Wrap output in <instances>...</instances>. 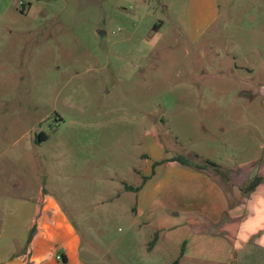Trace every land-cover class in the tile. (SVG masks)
<instances>
[{
	"label": "rangeland",
	"instance_id": "obj_1",
	"mask_svg": "<svg viewBox=\"0 0 264 264\" xmlns=\"http://www.w3.org/2000/svg\"><path fill=\"white\" fill-rule=\"evenodd\" d=\"M198 3L0 0V210L57 197L85 264H175L186 225L229 243L180 264L236 259L203 221L264 175V0Z\"/></svg>",
	"mask_w": 264,
	"mask_h": 264
},
{
	"label": "crops",
	"instance_id": "obj_2",
	"mask_svg": "<svg viewBox=\"0 0 264 264\" xmlns=\"http://www.w3.org/2000/svg\"><path fill=\"white\" fill-rule=\"evenodd\" d=\"M225 1L230 4L234 0ZM198 4L200 19L196 25L203 32L217 20L220 9L216 7L215 0H199ZM257 177L263 181L251 194L243 196L241 189L245 186L240 185L238 192H234L238 204L216 206L214 212L217 216L208 213L203 221L217 223L220 215L229 208L230 213L239 217L230 240L235 245L236 259L235 255L231 257L230 264H264V175L253 179ZM216 195L222 203L223 194L216 190ZM184 228L192 237L182 243V247L186 246L184 253L181 249V261L205 258L203 252L209 241L229 243L219 236L198 234L190 225ZM33 230L34 237L29 244ZM156 248L157 244L152 252ZM82 249L79 229L65 214L61 201L51 194L36 193L16 198L7 201L0 210V264H85L81 259Z\"/></svg>",
	"mask_w": 264,
	"mask_h": 264
},
{
	"label": "trees",
	"instance_id": "obj_3",
	"mask_svg": "<svg viewBox=\"0 0 264 264\" xmlns=\"http://www.w3.org/2000/svg\"><path fill=\"white\" fill-rule=\"evenodd\" d=\"M44 139H46V137ZM171 162H177V163H179L181 165L190 166V162L187 159H185L184 157H181V156L174 157L171 160ZM262 181H263V179L260 178V177H257L255 179H253L250 183H248L247 187L245 186V188L242 189V192L244 194H246V195L251 194L261 184ZM127 188H128V190L133 191V192H139L141 190V188H133L131 186H128ZM33 237H34V230L31 232V235L29 237V244L31 243ZM158 240H159V233H157L155 235L154 240L149 243V248H150L151 251L156 246ZM185 246L186 245L184 244L183 247H182V253H184V251H185Z\"/></svg>",
	"mask_w": 264,
	"mask_h": 264
},
{
	"label": "water",
	"instance_id": "obj_4",
	"mask_svg": "<svg viewBox=\"0 0 264 264\" xmlns=\"http://www.w3.org/2000/svg\"><path fill=\"white\" fill-rule=\"evenodd\" d=\"M101 33V32H100Z\"/></svg>",
	"mask_w": 264,
	"mask_h": 264
}]
</instances>
